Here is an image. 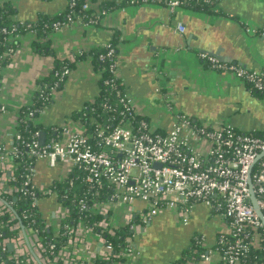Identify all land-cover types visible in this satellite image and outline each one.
<instances>
[{"label":"crops","instance_id":"0c3cea01","mask_svg":"<svg viewBox=\"0 0 264 264\" xmlns=\"http://www.w3.org/2000/svg\"><path fill=\"white\" fill-rule=\"evenodd\" d=\"M6 1L16 9L17 19L28 23L58 15L70 2L0 0V5ZM136 1L87 0L93 15L100 16L102 3H111L114 8L96 23L75 22L52 33L49 39L55 57L37 52L34 33L20 36L18 51L1 71L0 106L6 111L0 113V145H11L19 109L32 102L38 82L51 73L55 58L83 55L62 88L52 93L51 104L37 122L86 133L73 117L94 102L101 90V73L90 52L106 46L115 34L119 35L120 85L133 97L137 116L147 119L153 128L168 133L175 112L167 109L171 103L198 124H230L239 131L264 135V95L230 73L210 69L199 57L204 50L251 71L264 69V37L258 34L264 29V0H219L214 13L183 8L171 12L162 5ZM179 25L185 27L184 33ZM59 139L64 142L67 135L62 133ZM34 167L36 186L50 187L67 173L65 165L52 168L46 160H37ZM39 206L46 221L54 222L55 200L43 199ZM134 208L140 216L145 204L137 201ZM141 225L133 264L177 261L197 235L204 239L209 260L188 264H218L220 253L213 247L218 236L228 231L227 222L201 203L194 205L187 224L173 211H165Z\"/></svg>","mask_w":264,"mask_h":264},{"label":"built area","instance_id":"2783aa9c","mask_svg":"<svg viewBox=\"0 0 264 264\" xmlns=\"http://www.w3.org/2000/svg\"><path fill=\"white\" fill-rule=\"evenodd\" d=\"M79 1L70 0L67 21L54 24L56 31L75 22L92 23H83L76 17L74 8ZM139 2L162 5L176 12L185 0H137L134 3ZM84 8L88 9V6L85 4ZM178 29L185 32L183 25ZM258 34L264 37V29ZM106 46L108 52L99 58L108 62L106 69L112 78L105 83L117 88L121 72L116 49L109 43ZM199 57L210 69L230 73L264 95V69L251 71L203 52ZM71 73L65 68L60 81ZM59 84L52 88V93ZM117 97L121 111L108 104L104 106L117 111L116 125H113V118L105 125H97L91 133L64 128L63 134L67 135L64 142L58 136L57 140L46 141L43 146L40 145V134L36 133L26 144L36 161L46 160L52 168L65 165V178L73 172L82 176L85 196L73 200L79 209L74 218L73 208L59 202L60 194L55 187L34 184V166L28 168L20 186L10 187L7 182L16 179V165L11 158L22 156L16 145L22 137L16 132L10 146L0 145V218L7 214L16 218L11 204L2 198L3 194H22L29 197L34 206L47 198L56 202L54 222L48 220L46 224V228L53 231L51 240L39 230L25 227L20 220L9 227L10 231H19V234L0 242V252L6 253L7 245L13 243L14 252L8 260H14L16 264H96L98 260L133 264L137 254L135 238L142 228L141 222L148 223L165 211H173L187 224L192 208L201 203L227 222L228 231L220 236L222 250L218 263L241 264L252 245L258 243L257 238L253 242L249 240L247 230L264 229L250 192L251 179L257 204L264 214V135L239 131L230 124H198L176 111L171 103L168 110L175 111L174 120L168 133H161L147 119L137 116L134 99L129 93L118 89ZM46 109H40L39 114H44ZM0 111L4 112L6 108L2 106ZM35 112H30L29 117L33 118ZM261 155L263 157L258 159ZM70 185H74V180ZM6 186H9L8 190ZM137 201L145 204L140 216L134 208ZM92 214L100 216V220L91 223L88 218ZM122 228L131 235L122 245L125 250L116 253L114 240L121 237L119 230ZM120 259L123 260L121 263ZM204 260L209 257L205 255Z\"/></svg>","mask_w":264,"mask_h":264},{"label":"trees","instance_id":"16d2710c","mask_svg":"<svg viewBox=\"0 0 264 264\" xmlns=\"http://www.w3.org/2000/svg\"><path fill=\"white\" fill-rule=\"evenodd\" d=\"M96 2L98 0H92ZM219 0H185L182 5L183 9L200 11L204 13H214V7ZM86 0H81L78 5L74 8L76 12V17L81 18L82 22H96L100 20L104 14L93 15L91 9H85L84 5ZM102 12L109 13L114 7L111 3H102ZM70 10L67 8L64 12L56 15L42 16L41 19L35 23L21 22L17 19V12L10 1H6L0 5V81H1V71L6 67L11 60V57L16 53L20 46V41L14 39L15 36H22L27 33H34L37 36V40L34 46L38 53L49 55L55 57V53L50 46V35L56 31L54 24L67 21V16ZM116 49V60L118 63V44L119 35L115 34L112 41L109 43ZM108 52V47L103 46L93 49L90 55H93V62L101 73L100 80V93L94 102L88 104L80 112L74 115V119L78 121L86 130V133H91L94 131L97 125H105L109 119L115 118L114 124L118 123V113L111 109L105 108V104L116 107L118 111H121V105H119V98L117 97V90L122 89L120 81H117V88H113L105 83L106 80L111 79V73L106 69L108 66L107 61H101L100 55L106 54ZM83 55H78L72 60L71 58L57 59L55 58V66L51 73L44 79L38 82L39 90L35 91L32 102L28 105L22 106L18 111L16 132L21 135L22 139L16 141V145L21 149L22 156L19 158H11V161L16 165L15 177L16 179L12 182H7L10 187L20 186L28 173V168L35 166L36 158L32 157L26 144L33 140L36 133L41 134L46 133L47 142L52 139L57 140L58 136H61L63 129L60 127H45L39 122L37 118L40 116L39 110L48 107L52 102V88L56 86L58 82L60 84L57 86V90L62 88L68 77L64 78V81H60V77L65 68H68L71 72L74 70L77 62L82 58ZM119 65V63H118ZM250 87V86H249ZM254 91V90H253ZM256 92V91H254ZM261 94V93H260ZM1 109V106H0ZM35 112L33 118L29 117L30 112ZM1 113V111H0ZM2 172L0 171V177ZM74 180V185L71 186L70 182ZM55 187L59 194V202L63 205H69L73 208V218L76 217L79 211L78 207L73 204V200L85 196V187L83 183L82 176H79L76 172L70 173L64 180L56 181L51 185ZM63 195V196H62ZM66 196V198L64 197ZM3 199L11 204L12 211L15 215V219L11 215H5L0 218V242L4 239H12L17 237L19 231H10L9 227L15 224L17 221H22L23 225L27 228L33 227L45 236L48 240L53 238L52 229L46 228L47 221L43 216L40 206L33 205L30 198L22 194H3ZM100 199V198H99ZM98 199V200H99ZM101 199H105L101 196ZM100 216L91 215L88 219L91 223L100 220ZM121 237L114 240L115 248L114 252H123L125 248H122L125 243L126 238L131 235L125 228L119 230ZM249 240L253 242L254 239H258V243L253 244L250 252L242 259L241 264H264V229L260 228L257 231L248 229ZM220 236H218L217 242L213 248L218 251L222 250V245L220 244ZM203 238L201 235L194 237L192 241V246L190 249L186 250L182 257L170 264H188L192 261L203 260L206 255L207 247L203 245ZM62 243V242H58ZM12 254L0 252V262L5 261V264H16L14 260H8ZM121 263L123 260H118ZM96 264H114L113 262L107 261H96ZM220 264V263H218Z\"/></svg>","mask_w":264,"mask_h":264},{"label":"water","instance_id":"95a60500","mask_svg":"<svg viewBox=\"0 0 264 264\" xmlns=\"http://www.w3.org/2000/svg\"><path fill=\"white\" fill-rule=\"evenodd\" d=\"M188 50L190 51V49H188ZM201 52H204V50L203 51L201 50ZM212 55H218V54L217 53H212ZM155 56H156V58H158V54H156ZM220 57L222 58V56H220ZM221 58H220V60H221ZM222 59L225 60V61H227V58H224L223 57ZM193 121L196 122V120H193ZM46 141H47L46 133L45 132H42L40 134V145L43 146L46 143ZM262 157H263V155H261L258 159H260ZM250 187H251V191L250 192H251V201H252V204H253V206L255 208L256 213L258 214L259 218L261 219V221H262V223L264 225V214H263V212L261 211V209L259 208V206L257 204L256 196H255L254 190L252 188L251 179H250ZM5 189L8 190L9 189V186H6ZM7 247H8V253L9 254H12L14 252V244L13 243H9L7 245Z\"/></svg>","mask_w":264,"mask_h":264},{"label":"rangeland","instance_id":"374dc122","mask_svg":"<svg viewBox=\"0 0 264 264\" xmlns=\"http://www.w3.org/2000/svg\"><path fill=\"white\" fill-rule=\"evenodd\" d=\"M168 109V108H167Z\"/></svg>","mask_w":264,"mask_h":264}]
</instances>
